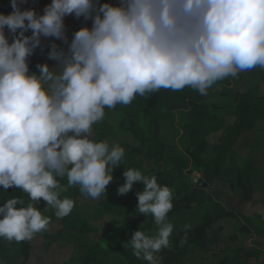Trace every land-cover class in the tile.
Here are the masks:
<instances>
[{
  "label": "clouds",
  "instance_id": "1",
  "mask_svg": "<svg viewBox=\"0 0 264 264\" xmlns=\"http://www.w3.org/2000/svg\"><path fill=\"white\" fill-rule=\"evenodd\" d=\"M26 2L11 0V14L0 13V187L18 188L29 201L13 197L0 206V238L9 242L48 228L50 218L35 206L41 198L45 210L63 218L75 206L61 198L69 187L92 199L106 193L125 155L119 144L90 138L106 108L161 89L207 95L217 81L264 69V0H51L43 14L22 11ZM67 16L90 20L91 27L69 41ZM42 38L67 47L53 42L48 59L56 66L37 64L32 72L29 58ZM123 176L118 193L142 183L137 212L157 227L154 235L135 231L124 246L159 264L156 254L170 246L174 230L167 220L172 191L135 168ZM63 178L67 186L59 183Z\"/></svg>",
  "mask_w": 264,
  "mask_h": 264
},
{
  "label": "rangeland",
  "instance_id": "2",
  "mask_svg": "<svg viewBox=\"0 0 264 264\" xmlns=\"http://www.w3.org/2000/svg\"><path fill=\"white\" fill-rule=\"evenodd\" d=\"M100 1L102 4L118 3V0ZM50 3L51 0H27L23 8L24 10L34 8L38 14H43L44 8ZM89 24L91 21H85L82 17L65 18L66 26ZM66 29L70 41L73 31L69 30L70 27ZM56 44L67 47L60 40ZM44 63L56 66L55 61L48 59V54ZM30 71L36 72L37 68L30 67ZM263 74L264 69L257 67L241 72L236 77L225 78L217 81L208 90L207 95L190 88L180 91L163 89L162 109H154L159 124H154L151 128L155 130L158 126L157 141L153 142V148L140 147L130 131L120 126V121L130 116L146 133L149 132V120L135 102L124 105L122 110L105 111V118L114 128V144H119L125 149L121 165L113 170L114 178L108 186L119 188L125 183L123 176L125 169L135 168L143 175L156 176L158 184L166 185L172 191L173 208L168 213L167 220L174 225V230L170 236V246L156 254L159 264H199L202 261L198 258L200 254L204 256V262L201 264H219L224 256L223 250L227 251L225 256L234 260L239 259V264H258L255 257L247 254L259 247L262 248L260 243L264 240L262 225L264 214L261 213V209H264V190L258 184L264 186V176L245 183L239 179L237 167L231 160L234 158L239 162H245L251 158L264 166L263 151L254 150L256 146L264 144V102L241 122L239 114L236 113L235 103L229 95L223 96L221 91H227L232 87V90L242 92L259 84L261 95L264 97V79H261ZM184 102L194 103L197 108L206 107L212 116L222 119L221 128L200 140H190L194 116L185 108ZM93 137L92 128L90 138ZM193 155L198 157L196 166ZM195 176L207 182V186L196 185L193 181ZM143 188L142 183H134L131 190L134 197L131 199L117 197L118 202L125 200L127 205L113 211L104 207L107 194L105 197L102 194L97 199L86 197L82 193L75 194L79 212L93 230L89 235L91 241L99 243L103 248L114 250L112 264H148L147 261L134 257L130 248L114 249L120 245L122 235L141 229L149 235H154L157 231L153 217L150 215L146 217L137 212L136 193L142 192ZM35 206L44 216L53 218L51 224L45 231L26 241L28 242L26 255L11 258L10 261L5 259L4 262L84 264L77 251L81 242L74 241L67 232L59 233L63 229L62 221L65 217H56L51 208L45 210L47 204L42 198ZM185 225L189 226L186 230ZM193 239L207 249L206 254L195 249L189 250V246L186 250L182 249L187 241L192 242ZM4 245L17 249L18 244L4 239ZM263 258L264 252L260 256L261 260Z\"/></svg>",
  "mask_w": 264,
  "mask_h": 264
},
{
  "label": "trees",
  "instance_id": "3",
  "mask_svg": "<svg viewBox=\"0 0 264 264\" xmlns=\"http://www.w3.org/2000/svg\"><path fill=\"white\" fill-rule=\"evenodd\" d=\"M102 4V2L100 1ZM23 5H21V10L23 11ZM13 11L11 7V0H0V13H3L5 15L11 14ZM73 26V27H72ZM72 26H66L70 27L69 30L73 31V34L75 31H78L83 25H72ZM91 27V24L84 25ZM6 35L9 36L10 42L12 40V34L8 31L7 27L5 28ZM18 34V33H17ZM26 35H31V31L25 33ZM58 43V40L55 38H42V45L40 48H37L35 53L29 58V65L30 67H36L37 64H42L45 62V59L47 58L48 51L50 49V45L52 43ZM261 79H264V74L261 76ZM224 89V88H223ZM233 88L228 89L227 91H221V94L223 96H230L231 100L235 103V109L236 113L239 114L240 121L242 122V119L250 114V112H253L260 103L264 102V97L261 95V85L256 84L252 87H249L245 89L244 91L240 90H232ZM163 89L159 90L158 92L150 93L147 96H137L133 102H135L137 107H140L142 110V113L148 118L149 124V132L146 133L145 130L139 125V123H136L135 120L130 117L126 116L127 118H123L120 121V126L127 131H130V133L133 135V137L139 142L140 147H149L153 148L152 145L153 142L157 141V129L152 130V126L154 124L158 123V115L154 111V109L159 108L162 109L163 101L161 98V93ZM185 108H190V111L192 112L194 116V126L190 132V140H200L204 137H206L209 133L216 131L221 128L222 126V119H217L216 117L212 116L208 109L204 106L197 108V106L194 103L184 102ZM124 105H117L113 109L122 110ZM106 110H112V109H105ZM129 117V118H128ZM156 127V126H155ZM94 137L93 139L95 141H107L110 146L114 144L115 140V132L113 126L108 122L106 118H104L103 121L94 124ZM254 150H261L264 153V144H260L254 148ZM254 151V152H255ZM256 153V152H255ZM198 160V157L196 155H193V162L196 166V162ZM231 163L237 167L238 170V176L239 179L243 182H248L249 180L254 179L257 180L264 176V166L261 165L260 162H257L254 159H249L245 162H239L238 160L232 158ZM59 183L62 186L67 185V179L63 178L59 180ZM260 188H263L260 183ZM139 185V184H138ZM73 189V190H72ZM117 189V190H116ZM113 188L112 186L107 188L106 193H104V197L107 194L106 202L104 204V207L106 210L113 211L114 209L126 207L127 202L125 200H120L121 202H118L117 197L120 199H131L134 197V193H131V191L125 195H120L118 193V188ZM81 193L79 188L76 187H69L66 192H61V198L68 197L75 202V206L72 210V212L68 215V217L63 218V229L59 232L60 234L67 232L71 238L74 241L81 242V246L78 247V254L79 257L82 259L84 264H112V253L114 250L103 248L99 243H94L90 239V234L93 232V230L90 228L88 222L85 220L83 216H81L78 206L75 201V194ZM13 197H19L22 198L25 201V204H27L28 196L26 193H23L18 188L10 187L7 189V191L3 190L2 187H0V206H3V203L10 198ZM193 197V196H192ZM195 199V198H194ZM114 213V212H109ZM257 216H259L257 214ZM53 218L50 216V221ZM51 224V222H50ZM49 224V225H50ZM263 228H264V219H263ZM134 233V232H133ZM133 233L128 235H122L120 237V245L114 249H120V248H127L124 245L131 240V237ZM17 245V249H12L10 246L7 247L4 245V239L0 238V264H6L4 262L5 259L9 260L11 258L16 257H22L23 255L27 254L28 249V242L23 241L20 243L15 242ZM262 244L261 247L263 248H257L254 252H250L247 254V256H253L258 261V264H264V258L261 260L260 256L264 252V240L260 243ZM199 242L197 240H194L192 242H186L182 249L186 250L189 246V250L195 249L198 251H203L205 254L207 252V249H204L202 246H200ZM188 250V251H189ZM224 256L223 259L220 261L219 264H239V259L234 260V258H230L229 256H225L227 251L223 250ZM237 255V254H235ZM199 260L201 261L199 264H201L204 259L203 255L198 256ZM183 264V263H180ZM242 264V263H241Z\"/></svg>",
  "mask_w": 264,
  "mask_h": 264
},
{
  "label": "water",
  "instance_id": "4",
  "mask_svg": "<svg viewBox=\"0 0 264 264\" xmlns=\"http://www.w3.org/2000/svg\"><path fill=\"white\" fill-rule=\"evenodd\" d=\"M193 181L196 185H198L200 187H206L207 186V182L203 181L202 178H200L199 176H195L193 178Z\"/></svg>",
  "mask_w": 264,
  "mask_h": 264
},
{
  "label": "crops",
  "instance_id": "5",
  "mask_svg": "<svg viewBox=\"0 0 264 264\" xmlns=\"http://www.w3.org/2000/svg\"><path fill=\"white\" fill-rule=\"evenodd\" d=\"M225 85H223V87H224ZM226 87H228V86H226ZM229 88V87H228ZM232 88V87H231ZM189 110H190V108H189Z\"/></svg>",
  "mask_w": 264,
  "mask_h": 264
}]
</instances>
